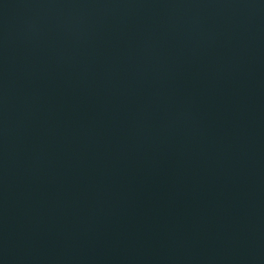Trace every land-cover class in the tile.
<instances>
[{
  "label": "water",
  "instance_id": "water-1",
  "mask_svg": "<svg viewBox=\"0 0 264 264\" xmlns=\"http://www.w3.org/2000/svg\"><path fill=\"white\" fill-rule=\"evenodd\" d=\"M0 264H264V0H0Z\"/></svg>",
  "mask_w": 264,
  "mask_h": 264
}]
</instances>
